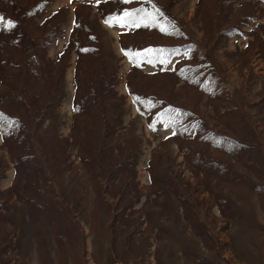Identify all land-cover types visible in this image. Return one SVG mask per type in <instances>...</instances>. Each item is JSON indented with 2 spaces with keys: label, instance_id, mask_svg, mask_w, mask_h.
I'll return each instance as SVG.
<instances>
[{
  "label": "rangeland",
  "instance_id": "rangeland-1",
  "mask_svg": "<svg viewBox=\"0 0 264 264\" xmlns=\"http://www.w3.org/2000/svg\"><path fill=\"white\" fill-rule=\"evenodd\" d=\"M0 17V264H264V0Z\"/></svg>",
  "mask_w": 264,
  "mask_h": 264
},
{
  "label": "snow or ice",
  "instance_id": "snow-or-ice-1",
  "mask_svg": "<svg viewBox=\"0 0 264 264\" xmlns=\"http://www.w3.org/2000/svg\"><path fill=\"white\" fill-rule=\"evenodd\" d=\"M124 2H131V0H124ZM124 18H128L127 20V23L129 24H135L137 27L140 26L139 23L137 22L136 18H134V14L132 12H128V11H125L122 15V17L120 18H117L119 20V22H121L122 26L124 24ZM143 19V18H141ZM0 21H3V17H0ZM5 27L7 28H11V27H14V22L9 20L6 22V24H4ZM162 31L164 30L163 28L161 29ZM147 51H152L151 49L147 50Z\"/></svg>",
  "mask_w": 264,
  "mask_h": 264
},
{
  "label": "trees",
  "instance_id": "trees-1",
  "mask_svg": "<svg viewBox=\"0 0 264 264\" xmlns=\"http://www.w3.org/2000/svg\"><path fill=\"white\" fill-rule=\"evenodd\" d=\"M2 118L8 119V116L5 113H2Z\"/></svg>",
  "mask_w": 264,
  "mask_h": 264
}]
</instances>
